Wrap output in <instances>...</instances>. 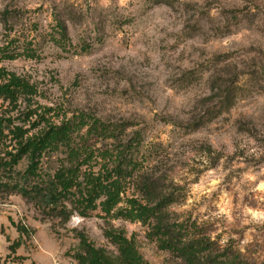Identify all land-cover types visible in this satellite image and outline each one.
Returning a JSON list of instances; mask_svg holds the SVG:
<instances>
[{
    "label": "rangeland",
    "instance_id": "obj_1",
    "mask_svg": "<svg viewBox=\"0 0 264 264\" xmlns=\"http://www.w3.org/2000/svg\"><path fill=\"white\" fill-rule=\"evenodd\" d=\"M10 75L33 93L0 97V158L13 151L9 130L69 133L35 176L21 179L26 158L0 169V264H78L85 245L118 257L119 234L143 264H186L150 220L119 215L144 203L150 176L174 195L163 211L172 221L216 253L264 264V0H0V83ZM118 166L121 202L84 210L85 179ZM70 167L80 192L50 202Z\"/></svg>",
    "mask_w": 264,
    "mask_h": 264
},
{
    "label": "trees",
    "instance_id": "obj_2",
    "mask_svg": "<svg viewBox=\"0 0 264 264\" xmlns=\"http://www.w3.org/2000/svg\"><path fill=\"white\" fill-rule=\"evenodd\" d=\"M59 28L60 34L64 37L65 29L62 26ZM7 58L13 57L8 56ZM32 93L33 87L27 81L14 75H10L5 83H0V97L10 102H16L21 95H31ZM3 122L4 120L0 119L1 143L7 139L6 135H3V131L8 130ZM8 133L11 135L10 141L14 142L13 151L7 152L4 157L0 158V169L12 170L21 160L26 158L28 165L21 179H29L36 174L38 159L41 154L56 143L67 141L69 129H51V131L27 139H23L24 131L21 128H17L14 132L9 130ZM69 157L71 160L75 159L77 157L76 151H71ZM87 159L89 160V158ZM83 163H87L86 159L80 164L83 165ZM129 164H132V161ZM76 171L77 168L70 167L55 175L50 202L56 203L61 197H67L72 194L75 187L80 192ZM121 173V166H118L115 168L114 176L110 172L99 174L96 177L89 175L85 179V195L80 198L81 201L77 200L80 205L84 204V210H95V202L99 198H104L100 204L102 212L108 214L112 208H115L121 202L123 193V182L119 181V179H124ZM87 185L90 187L88 188ZM0 186L6 187L1 180ZM160 186V178L155 176L143 177L138 191L144 203H140L138 199L129 200L127 202L130 203L131 207L119 210V215L132 221L147 222L150 220L153 225L152 230L161 248L176 253L186 264H247L246 261L241 260L230 251L216 253L213 250L214 245L201 238L194 225L185 226L183 223H176V220L172 221L166 213H163L164 209L175 201L172 199L174 195H171L172 193L165 195V191ZM12 189L20 192L22 185L20 182L15 183ZM36 191L40 192L39 190ZM111 236L114 245L117 247L118 257H112L91 245H85L84 254L76 257L78 264H143L128 240L120 234Z\"/></svg>",
    "mask_w": 264,
    "mask_h": 264
},
{
    "label": "clouds",
    "instance_id": "obj_3",
    "mask_svg": "<svg viewBox=\"0 0 264 264\" xmlns=\"http://www.w3.org/2000/svg\"><path fill=\"white\" fill-rule=\"evenodd\" d=\"M255 215V214H254Z\"/></svg>",
    "mask_w": 264,
    "mask_h": 264
}]
</instances>
